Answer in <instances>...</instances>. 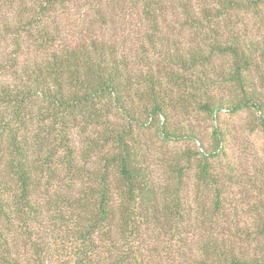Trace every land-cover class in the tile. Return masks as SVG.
Instances as JSON below:
<instances>
[{
    "label": "trees",
    "instance_id": "16d2710c",
    "mask_svg": "<svg viewBox=\"0 0 264 264\" xmlns=\"http://www.w3.org/2000/svg\"><path fill=\"white\" fill-rule=\"evenodd\" d=\"M262 9L0 0V264H264V203L242 220L206 152L190 186L166 148L199 140L195 114L264 112V43L240 29Z\"/></svg>",
    "mask_w": 264,
    "mask_h": 264
},
{
    "label": "rangeland",
    "instance_id": "374dc122",
    "mask_svg": "<svg viewBox=\"0 0 264 264\" xmlns=\"http://www.w3.org/2000/svg\"><path fill=\"white\" fill-rule=\"evenodd\" d=\"M240 29L245 30L248 39L264 43V9L260 15L247 12L241 16ZM218 95L230 98L228 90H221ZM261 119V120H260ZM264 121V112L257 113L253 109H243L236 113H230L226 109L221 110L216 118H210L203 113L189 117L192 129L198 135L199 140L182 139L167 142V158H177L182 152L190 153L193 166L185 173V183L192 184L195 177L196 161L200 158V150L206 152V160L213 166L214 173L219 175L224 184L225 199L230 208L238 206L240 217L251 215V210L257 202L264 203V129L259 123ZM183 125L188 122L177 121ZM221 129L225 134L224 143L219 148L215 141L214 129ZM153 128L147 131V137L151 138ZM156 148L159 142L156 141ZM191 151H187V150ZM213 153L212 158L209 154ZM218 155V157H216ZM159 164L157 163L154 168ZM165 174V170L158 171L159 180ZM194 194V190H193ZM242 220H244L242 218ZM248 224L249 221H247ZM59 258L53 254L51 264H60Z\"/></svg>",
    "mask_w": 264,
    "mask_h": 264
}]
</instances>
